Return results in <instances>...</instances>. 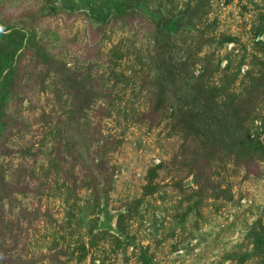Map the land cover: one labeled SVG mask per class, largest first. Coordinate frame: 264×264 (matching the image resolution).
<instances>
[{
  "label": "rangeland",
  "instance_id": "obj_1",
  "mask_svg": "<svg viewBox=\"0 0 264 264\" xmlns=\"http://www.w3.org/2000/svg\"><path fill=\"white\" fill-rule=\"evenodd\" d=\"M0 264H264V0H0Z\"/></svg>",
  "mask_w": 264,
  "mask_h": 264
}]
</instances>
